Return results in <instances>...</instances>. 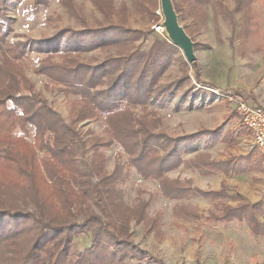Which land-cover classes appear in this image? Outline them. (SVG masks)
Masks as SVG:
<instances>
[{
  "label": "trees",
  "instance_id": "obj_1",
  "mask_svg": "<svg viewBox=\"0 0 264 264\" xmlns=\"http://www.w3.org/2000/svg\"><path fill=\"white\" fill-rule=\"evenodd\" d=\"M10 1L0 0V264H152L131 239V220L142 222L147 214L124 201L118 187L123 169L158 179L166 192V171L183 163L182 153L201 138L194 133L174 139L157 131L161 118L148 109L154 97L187 94L190 79L186 72L162 82L173 61L187 62L153 27L159 0H94L102 15L96 26L82 20L85 27L78 31L14 42L3 22ZM216 3L230 17L233 33L236 12L244 35L263 29L264 0H235L231 10L222 0ZM131 9L147 17L150 27H132ZM31 51L40 54L33 70L47 78L46 87L54 84L65 93L68 120L26 74ZM88 119H102L105 134L85 139L80 124ZM113 144L127 159L108 172L100 147ZM231 162L213 166L228 171ZM254 207H229L223 217L246 220L258 233Z\"/></svg>",
  "mask_w": 264,
  "mask_h": 264
},
{
  "label": "rangeland",
  "instance_id": "obj_2",
  "mask_svg": "<svg viewBox=\"0 0 264 264\" xmlns=\"http://www.w3.org/2000/svg\"><path fill=\"white\" fill-rule=\"evenodd\" d=\"M175 1L181 25L198 43L197 60L188 63L179 48L177 57L183 56L187 64L181 59L173 61L162 82L169 83L187 72L190 79L184 90L188 93L178 90L173 96L154 97L148 109L161 118L157 131L174 139L194 133H200L201 138L182 153L183 163L166 171V192L158 179L144 177L134 167L123 169L118 187L124 201L139 210L145 208L147 214L142 222L131 220V239L149 255L146 262L152 264H159L156 260L163 264H264V157L238 112L240 101L264 107V9L259 7L263 29L246 36L239 30L241 13H235L238 31L233 33L230 17L216 0ZM222 2L226 10L235 6V0ZM5 13L3 22L12 42L43 39L67 28L78 31L85 27L82 20L96 26L102 18L94 0H47L41 4L11 0ZM157 13L162 21L161 7ZM129 24L141 29L151 25L133 9ZM91 53L101 56V50ZM39 55L29 53L26 74L68 120L65 93L54 84L48 89L47 78L33 70ZM136 112H142L140 106ZM104 126L102 119L80 124L87 140L104 135ZM100 150L108 172L127 159L117 144ZM228 160L232 161L228 171L213 166L216 161ZM244 205L256 206L251 212L260 221L258 233L246 220L223 217L227 208Z\"/></svg>",
  "mask_w": 264,
  "mask_h": 264
},
{
  "label": "water",
  "instance_id": "obj_3",
  "mask_svg": "<svg viewBox=\"0 0 264 264\" xmlns=\"http://www.w3.org/2000/svg\"><path fill=\"white\" fill-rule=\"evenodd\" d=\"M160 7L168 40L181 49L188 63H194L197 60L196 42L181 25L174 0H160Z\"/></svg>",
  "mask_w": 264,
  "mask_h": 264
},
{
  "label": "built area",
  "instance_id": "obj_4",
  "mask_svg": "<svg viewBox=\"0 0 264 264\" xmlns=\"http://www.w3.org/2000/svg\"><path fill=\"white\" fill-rule=\"evenodd\" d=\"M154 28L165 36L166 32L161 20H159L157 25H154ZM238 112L242 122L252 131L255 148L264 157V107L240 101L238 103Z\"/></svg>",
  "mask_w": 264,
  "mask_h": 264
},
{
  "label": "crops",
  "instance_id": "obj_5",
  "mask_svg": "<svg viewBox=\"0 0 264 264\" xmlns=\"http://www.w3.org/2000/svg\"><path fill=\"white\" fill-rule=\"evenodd\" d=\"M251 131V130H250ZM251 133H252V131H251ZM253 136V135H252ZM262 155V154H261Z\"/></svg>",
  "mask_w": 264,
  "mask_h": 264
}]
</instances>
